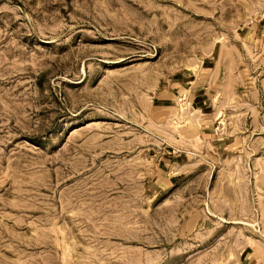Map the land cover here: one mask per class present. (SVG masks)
<instances>
[{
    "label": "rangeland",
    "instance_id": "374dc122",
    "mask_svg": "<svg viewBox=\"0 0 264 264\" xmlns=\"http://www.w3.org/2000/svg\"><path fill=\"white\" fill-rule=\"evenodd\" d=\"M0 264H264V0H0Z\"/></svg>",
    "mask_w": 264,
    "mask_h": 264
}]
</instances>
